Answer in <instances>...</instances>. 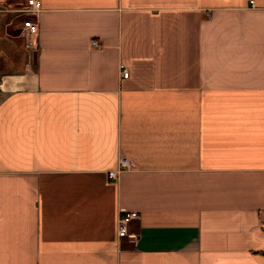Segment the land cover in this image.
Segmentation results:
<instances>
[{
  "label": "crops",
  "instance_id": "obj_1",
  "mask_svg": "<svg viewBox=\"0 0 264 264\" xmlns=\"http://www.w3.org/2000/svg\"><path fill=\"white\" fill-rule=\"evenodd\" d=\"M39 1L0 0V264H264V0Z\"/></svg>",
  "mask_w": 264,
  "mask_h": 264
},
{
  "label": "built area",
  "instance_id": "obj_2",
  "mask_svg": "<svg viewBox=\"0 0 264 264\" xmlns=\"http://www.w3.org/2000/svg\"><path fill=\"white\" fill-rule=\"evenodd\" d=\"M40 10V1L39 0H25V5L21 7L20 11L25 16L21 20V30H23L27 35H34L37 32L38 25L36 19L33 17L37 15ZM91 45L99 48L101 43L98 39L92 38L90 41ZM128 74L126 67L120 65V76L125 77ZM133 168L132 163H130L126 155H120L118 159V166L116 169H109L107 171L108 177L115 178L117 174L122 169H131ZM134 212H123L119 213L116 221V233L118 237L124 236L128 231L129 221L136 216ZM264 226V223H263Z\"/></svg>",
  "mask_w": 264,
  "mask_h": 264
}]
</instances>
